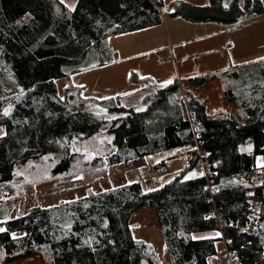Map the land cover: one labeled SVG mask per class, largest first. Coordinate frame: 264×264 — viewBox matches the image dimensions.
I'll use <instances>...</instances> for the list:
<instances>
[{
    "label": "trees",
    "instance_id": "trees-1",
    "mask_svg": "<svg viewBox=\"0 0 264 264\" xmlns=\"http://www.w3.org/2000/svg\"><path fill=\"white\" fill-rule=\"evenodd\" d=\"M162 14L230 25L264 15V0H209L205 7L162 0H77L73 6L0 0L1 193L20 165L45 159L50 176L70 173L85 155L79 145L103 127L106 152L88 157L81 171L195 148L179 175L150 191L126 183L31 207L10 219L1 207L0 264L33 255L42 264H162L150 245L131 235L129 219L142 207L155 212L171 264H207L216 240L192 237L207 231L221 234L231 262L264 263V174L262 182H252L264 170V59L163 85L131 74L130 81L146 91L139 109L124 108L126 96L85 99L72 83L58 96L55 80L101 65L100 57L85 61L91 50L98 57L102 40L158 25ZM211 77L234 110L207 116L205 99L190 98L187 107L199 123L196 138L177 102L179 84H205ZM111 114L115 118L109 120ZM202 159L209 172L187 177Z\"/></svg>",
    "mask_w": 264,
    "mask_h": 264
},
{
    "label": "crops",
    "instance_id": "crops-1",
    "mask_svg": "<svg viewBox=\"0 0 264 264\" xmlns=\"http://www.w3.org/2000/svg\"><path fill=\"white\" fill-rule=\"evenodd\" d=\"M174 2L205 7L209 0H162L164 5ZM223 2L227 4L229 1L223 0ZM98 47L101 56L107 54L108 58L106 60L101 58V65L55 80L58 93L72 83L81 88V97L85 99L104 100L115 96H132L142 91V86L130 81L131 74L141 79L151 78L157 85H163L173 79L187 80L203 74H212L230 65L264 58V15L245 16L238 23L227 25L216 22H192L182 17L162 14L160 24L104 39ZM208 82L218 87L215 78L211 77ZM222 105L227 112L234 110L232 103L223 102ZM130 163L135 162L120 164ZM124 167L121 168V173L110 172L111 166L107 167L105 177L90 181L102 185L100 187L102 190L126 184L122 183L123 175L129 169L124 170ZM58 179L57 182L67 180L62 177ZM72 180L77 182L65 186H54V184L47 188L41 183L35 189L32 188L31 192L23 193L19 199L7 198L5 202L0 201V208H6L5 218L10 219L25 215L31 207L45 208L54 206L60 201L79 198L83 191L89 188L85 183V174L77 175ZM80 182L83 184L80 185ZM137 182L144 192L159 188L153 185L152 181ZM47 196L53 197L55 201L47 203ZM129 225L133 239L150 245L162 264H171L168 255L164 252L163 235L152 209L139 208L131 215ZM0 229H3V226L0 225ZM192 237L197 240H216L215 255L207 259V264H231L226 244L219 232H198ZM16 264L42 263L38 255H33Z\"/></svg>",
    "mask_w": 264,
    "mask_h": 264
},
{
    "label": "rangeland",
    "instance_id": "rangeland-1",
    "mask_svg": "<svg viewBox=\"0 0 264 264\" xmlns=\"http://www.w3.org/2000/svg\"><path fill=\"white\" fill-rule=\"evenodd\" d=\"M61 1L65 3L67 6H73L77 0H61ZM99 57L106 60L108 58V55L102 54L101 56V53L99 52L98 57H97L96 51L91 50L90 55L88 56V59L85 61V64L89 65L97 61L98 59H100ZM206 87H209V86H206ZM145 93L146 91H140L136 94H133L132 96L124 97L122 100L123 107L125 106L124 108H126V107L132 106L136 109L141 108L140 102L142 100V97L145 95ZM58 96L62 98V92L58 93ZM220 105H221L220 108H224V110L226 109L222 104ZM114 118H115V115L113 114L108 116L109 120L114 119ZM105 130H106V127L101 128L99 133L90 137L89 139H87L86 141L82 142L79 145L80 153L85 154V155H82L81 158L79 157L78 163L75 165L73 170H70V173L61 174L57 176H50L46 168L47 163L45 162V159L41 160L37 164L28 163V164L17 166L15 168L16 173L14 175L15 181L14 182L11 181V184L8 186L6 185L3 189V193H1V190H0V193L2 194L0 195V198H1L0 201L5 202L7 198L11 200L19 199L22 197L23 193L31 192L32 188L35 189L37 185L39 186L41 185V183L45 184V188H47L50 185H54V184H55L54 186L69 185L70 183L77 182L75 181L76 179L75 180H72V179L74 177H77V175L82 176V173L85 174V181H86L85 183L89 185V188L83 191L81 197L87 191L95 192V191H98L99 189H100L99 191H103L100 188L102 187V185L93 184V181H90V180H93L98 177L100 178L105 177L107 175V167L98 164L99 166H96V169H94L93 167H88L89 165H86L87 167H85V170H84L85 172H84V171H81V166H82V162L83 164L85 162H88L87 161L88 157L100 156L106 152V148L104 149V144H106L109 141V137L106 135ZM4 134H5V127L3 125H0V138L3 137ZM188 157H189V153H186V151L179 153V152H176L174 148V149L158 152L153 155L146 156V157H142V158H139L138 160L135 159L136 161L133 160L135 163H130L129 165H121V164L110 165L111 166L110 172L119 171V173H121L122 171L121 168L124 166H127L128 168L124 167V170L129 169V171H127V173L123 175L124 179L122 183H132V182H137V181L148 180V181H152L153 185H156V187L158 186L160 187L162 183L164 184L168 182L169 180L179 175L182 170H184V167L187 165L184 163L183 160ZM162 162H164V164H162ZM203 162L204 161L199 162L197 167L194 170H192L187 175V177H197L200 174L208 173L210 167H207V165H204L206 163H203ZM50 163L52 165L55 164L52 161ZM88 169L89 171H87ZM262 174H264V170L261 172L260 175L255 176L252 182L253 183L262 182ZM59 177L67 178V180L63 182H57L59 180L58 179ZM82 184L83 183L80 182V185ZM32 186H35V187H32ZM24 187H25V190L23 191ZM46 201L47 203H52L53 201H55V199L53 197L47 196ZM253 204H254V208H253L252 215L254 217L257 215V212H258V204L257 203H253ZM155 220L157 222L156 214H155ZM232 263L236 264L234 262H231V264Z\"/></svg>",
    "mask_w": 264,
    "mask_h": 264
},
{
    "label": "built area",
    "instance_id": "built-area-1",
    "mask_svg": "<svg viewBox=\"0 0 264 264\" xmlns=\"http://www.w3.org/2000/svg\"><path fill=\"white\" fill-rule=\"evenodd\" d=\"M179 86H180V93L177 98V102L180 104V107L182 108L184 114L186 115V118L188 120L191 131L194 134V137L196 136L197 138L196 134H198L199 123L195 120L193 113L187 107L188 100L190 98H204L205 99L204 112L207 116H212L215 110L219 109L221 106L220 104H222L224 101L221 97L219 88L217 86L215 87L211 85L210 82H206L205 84H189L188 82H181ZM194 149H195L194 147L188 145L175 148L176 152L182 153L186 151V153H189V157L183 160L186 165L189 164L190 153ZM202 161H204L203 163H206L204 165H207V167H209V163L206 160L202 159L201 162Z\"/></svg>",
    "mask_w": 264,
    "mask_h": 264
},
{
    "label": "water",
    "instance_id": "water-1",
    "mask_svg": "<svg viewBox=\"0 0 264 264\" xmlns=\"http://www.w3.org/2000/svg\"><path fill=\"white\" fill-rule=\"evenodd\" d=\"M224 112H225L224 108H219L218 110H215L214 114H216V113H224ZM104 113H106V111H104Z\"/></svg>",
    "mask_w": 264,
    "mask_h": 264
},
{
    "label": "snow or ice",
    "instance_id": "snow-or-ice-1",
    "mask_svg": "<svg viewBox=\"0 0 264 264\" xmlns=\"http://www.w3.org/2000/svg\"><path fill=\"white\" fill-rule=\"evenodd\" d=\"M264 59V58H262ZM168 83H171V81H168ZM5 115H7V112L5 113ZM194 175V174H193ZM4 229H0V231H3Z\"/></svg>",
    "mask_w": 264,
    "mask_h": 264
}]
</instances>
